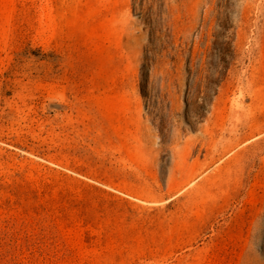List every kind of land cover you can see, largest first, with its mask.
<instances>
[{
  "label": "rangeland",
  "instance_id": "rangeland-1",
  "mask_svg": "<svg viewBox=\"0 0 264 264\" xmlns=\"http://www.w3.org/2000/svg\"><path fill=\"white\" fill-rule=\"evenodd\" d=\"M0 264H264V0H0Z\"/></svg>",
  "mask_w": 264,
  "mask_h": 264
},
{
  "label": "trees",
  "instance_id": "trees-1",
  "mask_svg": "<svg viewBox=\"0 0 264 264\" xmlns=\"http://www.w3.org/2000/svg\"><path fill=\"white\" fill-rule=\"evenodd\" d=\"M221 38H222V41H221L222 45L227 47V45H229V41H228L227 35L224 34V35H222Z\"/></svg>",
  "mask_w": 264,
  "mask_h": 264
}]
</instances>
